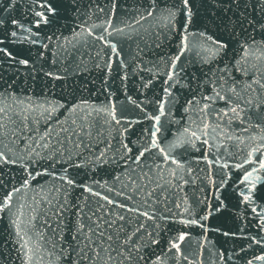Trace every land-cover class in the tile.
<instances>
[{
	"label": "water",
	"instance_id": "obj_1",
	"mask_svg": "<svg viewBox=\"0 0 264 264\" xmlns=\"http://www.w3.org/2000/svg\"><path fill=\"white\" fill-rule=\"evenodd\" d=\"M44 2L0 0V152L16 161L0 160V199L21 188L0 212V264H264V184L251 206L236 189L248 153L264 158V0H188L187 23L181 0H46L47 24ZM207 37L227 47L214 55ZM162 102L156 139L181 167L154 148L133 160ZM21 164L40 173L27 188Z\"/></svg>",
	"mask_w": 264,
	"mask_h": 264
},
{
	"label": "snow or ice",
	"instance_id": "obj_2",
	"mask_svg": "<svg viewBox=\"0 0 264 264\" xmlns=\"http://www.w3.org/2000/svg\"><path fill=\"white\" fill-rule=\"evenodd\" d=\"M182 2V6H183V10L185 11L186 13V20H185V23L189 22L190 21V17H191V11H190V7H189V3H188V0H181ZM40 7L44 9L43 12H36V16H38L40 18V22L42 23H45L47 24L48 23V19H47V16L45 15V13H52L54 14L55 13V9L46 2L44 3H41L40 4ZM152 12L151 10L149 11V15H151ZM171 16H174L175 15V12H171L170 13ZM37 26H39V24H37ZM95 27V25H94ZM118 31H120V29H117ZM185 35L182 36L181 38V53L180 55H183V52L187 50L188 48V44H189V40H188V34H187V27H184L183 29ZM89 34H91V32H89ZM109 35H111V33H108ZM13 36L16 35L15 32L12 33ZM203 35V34H201ZM96 39L98 40H101V41H104L105 37L104 35H98L96 36ZM208 40H210L212 42V45L215 47V52L213 53L214 55L215 54H218L221 50L225 49L227 47V45L221 41H218V40H215L213 39L212 37H207ZM109 47L112 48V50L115 52V45L113 44H109ZM0 51H2V49H0ZM180 55H177L175 57V60L173 61V63L170 65V71L167 75V80L168 81H174V78H175V69H176V61H179L180 59ZM20 63L22 64H27V61L25 60H21ZM239 63V62H238ZM49 75H51V73H49ZM58 78V77H57ZM258 83V81H257ZM174 87V83L172 85ZM262 87H264V85H261ZM165 93L167 95H171V92H170V89L169 88H165L164 89ZM231 91H235V88H232ZM215 96L216 97H220L221 99H223V97L221 96L220 92H215ZM203 99L205 101H208V100H213V97L212 96H207L205 95L203 97ZM189 104H192L193 101H189L188 102ZM195 103L199 104V100H195ZM208 104H204L200 111L202 112H206L207 111V108H208ZM54 109H45L46 112H48L49 116L51 115V112L53 111ZM31 111H35V109H31ZM72 112H75L76 111V108L73 107L71 109ZM231 111L234 113V114H237L236 113V108H232ZM108 115L111 116V119L113 121H115L117 124L120 123V120L116 118V115H115V107L112 106L111 109L108 111ZM165 115V111H164V103L162 102L160 104V107H159V115H156V116H149L148 119H151L154 121V124L152 125V128L153 130L150 132V140H149V144L144 146L141 150L138 151V154L136 157L133 158L134 162H139V158L144 156V154L146 152H149L151 151L153 148L158 150V152L160 154L163 155L164 159L165 160H170L171 163L173 164H177L178 167H181V165L178 164V162L176 161V159L174 157H171L169 155L168 152H166L163 148L160 147L156 137H157V133L160 131V118L161 116ZM225 115H227V113H225ZM87 117H82V119H86ZM24 119L27 120L28 119V116H24ZM73 124H75V120L72 121ZM205 127H207V124H205ZM184 132L185 133H188L189 132V129H184ZM191 136L195 137L196 136V132H191ZM199 137H197L198 139ZM184 140L183 138L181 137L180 139H178L177 143H183ZM190 142V141H189ZM205 144H207V140L204 141ZM125 149H126V154L127 153H130L132 151L131 148H129L126 144L124 145ZM173 147H175V145H173ZM259 151V149H253L251 152L248 153V159L245 161V163H250L253 165V167L251 169H245L244 172L241 174V177L238 179V183L236 184V189H237V192H238V195L241 197V202L242 203H248L250 206L251 205H254L256 203V199L255 197L258 195L257 194V186L260 185V184H264V177H262L260 175V172L261 170H264V158H261L259 160H254V159H251V157H253V155ZM99 159V157H98ZM0 160H3L4 163H16V161H10L7 157L4 156V154L2 152H0ZM259 165V167H256V165ZM20 167L24 168L25 169V172H26V175L22 181V186L27 188V187H30V180L31 179H35L37 175H39L40 173H36V172H32V171H29V166L28 165H24V164H21L19 165ZM75 166H79V165H75ZM225 167H227V165H225ZM234 167L236 168H244L245 167V164L242 163V164H239V165H235ZM65 171H67V169H65ZM60 179H63L65 181V183H67L68 185H74V181L72 179H69L68 177L64 176V177H59ZM240 185H243V187L241 188ZM86 191H89L91 192L92 190L90 188H86L85 189ZM21 191V188H15L12 192H8L6 193V195L0 199V212H3L5 209L7 208H11V201L13 199V195L15 192H20ZM94 195H99L98 193H93ZM261 199H264V189H261L260 193H259ZM149 196H151V193H149ZM104 199L107 200V197H105ZM217 199H219V197H217ZM107 202L109 204H113L114 201L112 200H107ZM223 203V201H221V204ZM118 207H121V208H125V210L127 212H133V213H137L139 216H143V217H146L148 220H152L154 218V214H150L148 211H143L141 212L139 208H131V207H127L126 205H123V204H120V205H117ZM219 210V209H217ZM252 211L253 212H256V208L255 207H252ZM257 215H260L259 213ZM118 219H120L121 221H123L125 219V217L123 215H120L118 217ZM202 220H207L208 219V216L205 215L201 218ZM262 223H264V219H262L261 221ZM178 223H181L185 226H190V225H198L200 227H206L205 225L199 223L197 220L195 219H182V220H179ZM123 226V225H122ZM143 225L141 224L140 227H138L135 231H140V228H142ZM83 229V226H81V230ZM225 236H228L229 233L225 232L223 233ZM148 235H151V233H148ZM186 233H183V232H180L178 234V236L175 238V240L171 241L170 242V248L169 250L171 249H175L177 253H180L181 252V242L184 241L185 237H186ZM109 240L112 239L111 236L108 237ZM131 240V236H128L124 239L123 243L125 245L129 244V241ZM257 244H262L264 245V241H261V240H257L255 241ZM152 243H158L157 240H153ZM132 247H134L136 249V251H139V248L136 246V245H132ZM94 255L96 256H99V252H95ZM141 259H143V257H140ZM256 260L258 261H261V262H264V255H259V256H256L255 257ZM158 260L159 258L157 259L156 262H154V264H158ZM248 264H252V261H248Z\"/></svg>",
	"mask_w": 264,
	"mask_h": 264
}]
</instances>
